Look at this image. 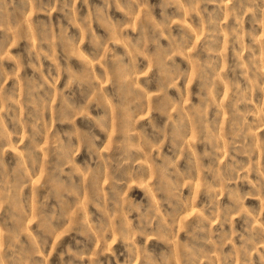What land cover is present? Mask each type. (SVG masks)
I'll use <instances>...</instances> for the list:
<instances>
[{
  "label": "rangeland",
  "instance_id": "374dc122",
  "mask_svg": "<svg viewBox=\"0 0 264 264\" xmlns=\"http://www.w3.org/2000/svg\"><path fill=\"white\" fill-rule=\"evenodd\" d=\"M0 264H264V0H0Z\"/></svg>",
  "mask_w": 264,
  "mask_h": 264
}]
</instances>
